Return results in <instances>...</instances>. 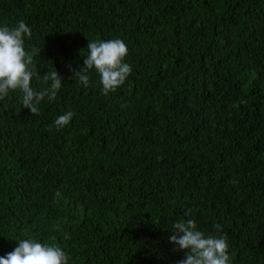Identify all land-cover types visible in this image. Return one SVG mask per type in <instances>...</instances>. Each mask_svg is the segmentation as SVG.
<instances>
[{
    "label": "trees",
    "instance_id": "1",
    "mask_svg": "<svg viewBox=\"0 0 264 264\" xmlns=\"http://www.w3.org/2000/svg\"><path fill=\"white\" fill-rule=\"evenodd\" d=\"M21 19L31 87L63 80L38 115L0 99V257L32 239L68 264H178L171 230L191 219L226 235L229 264H264V0H0V27ZM117 38L123 85L70 79L89 41Z\"/></svg>",
    "mask_w": 264,
    "mask_h": 264
},
{
    "label": "clouds",
    "instance_id": "2",
    "mask_svg": "<svg viewBox=\"0 0 264 264\" xmlns=\"http://www.w3.org/2000/svg\"><path fill=\"white\" fill-rule=\"evenodd\" d=\"M31 36L32 30L23 19L14 27H0V99L5 98L9 91L20 90L23 107L29 109L32 115H38L39 105L46 97L49 101L56 99L63 77L54 68L43 75L44 81L51 82L49 87L39 91L31 87L33 77L41 78L34 64V55L40 54V49H25V37L30 39ZM87 50L86 55L83 50L81 52L85 57L82 67L77 69L69 66V71L73 73L70 79L87 88L90 83L89 73L94 70L105 95L125 83L132 67L124 62L128 48L121 39L89 41ZM74 115L69 111L59 116L54 126L57 129L67 126ZM51 130L50 126L48 131ZM215 227L219 231L220 225ZM171 231L174 234L169 237V242L176 245L173 251L185 252V258L178 261V264H229L226 235L205 236L197 230V224L191 219L175 222ZM64 238L70 239V236L66 234ZM69 259L59 246L22 239L14 251L0 257V264H68Z\"/></svg>",
    "mask_w": 264,
    "mask_h": 264
}]
</instances>
